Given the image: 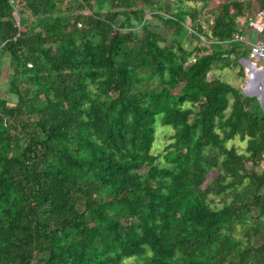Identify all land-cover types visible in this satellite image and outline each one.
Returning a JSON list of instances; mask_svg holds the SVG:
<instances>
[{
  "label": "trees",
  "instance_id": "trees-1",
  "mask_svg": "<svg viewBox=\"0 0 264 264\" xmlns=\"http://www.w3.org/2000/svg\"><path fill=\"white\" fill-rule=\"evenodd\" d=\"M262 12L0 0V264H264V100L208 80L244 76L234 36ZM157 126L171 133L153 154Z\"/></svg>",
  "mask_w": 264,
  "mask_h": 264
},
{
  "label": "rangeland",
  "instance_id": "rangeland-1",
  "mask_svg": "<svg viewBox=\"0 0 264 264\" xmlns=\"http://www.w3.org/2000/svg\"><path fill=\"white\" fill-rule=\"evenodd\" d=\"M173 1V0H170ZM243 23V29L244 30V36L247 39V42H243V45L247 46V43H251V42H256V41H261L264 42V27H262L264 25V17L261 19L260 22H258V24L261 27H258L256 25H250L249 22H246L245 19H240L239 22ZM240 22V23H241ZM149 23L151 25V28L158 32V33H162V35L165 37V39H167L170 36V31L165 29L162 24L157 21V20H149ZM184 45L187 49H192L193 47H195L196 45H199L195 40H191V39H185L184 41ZM243 61L245 62H250L248 54H244L243 58L241 60L238 61V63L241 65V69L243 71L244 76L242 78L238 77V69L237 68H225L222 70H217L214 71L212 73L208 74V80H212V79H219L223 82H226L228 84H230L231 86L238 88L239 90L242 91V93L245 94L246 92V87L248 86L249 83V72H248V68L244 66ZM11 65L9 64V60L5 59V57H0V99H8V95L6 93V86H7V79L9 77V74L11 72ZM256 68H263L264 69V62L262 61H258L256 64ZM246 95V94H245ZM250 97H254L258 103L261 106V101L259 99V93L252 95ZM11 101V98L9 99ZM264 100V97H263ZM11 105V103H9ZM157 131L155 134V141L152 147V153L153 154H157L160 153L164 147L169 143L168 141V137L170 135V131L168 130L169 128L167 127H159L157 126ZM168 130V131H167ZM234 147L237 149L238 152H242L244 150V143L239 142L238 140L229 142L227 144V147ZM129 264H138V262H136L135 260H130Z\"/></svg>",
  "mask_w": 264,
  "mask_h": 264
},
{
  "label": "built area",
  "instance_id": "built-area-1",
  "mask_svg": "<svg viewBox=\"0 0 264 264\" xmlns=\"http://www.w3.org/2000/svg\"><path fill=\"white\" fill-rule=\"evenodd\" d=\"M9 2L12 4L14 3V0H9ZM263 17H264V13L262 12L259 15H257L255 18L250 19L248 22L250 23V25L258 24V22H260ZM234 39L241 41L240 36L238 34L234 36ZM248 48H249L248 57L250 60L249 63L256 68L257 67L256 64L258 61L264 62V42H256L253 44H249Z\"/></svg>",
  "mask_w": 264,
  "mask_h": 264
},
{
  "label": "water",
  "instance_id": "water-1",
  "mask_svg": "<svg viewBox=\"0 0 264 264\" xmlns=\"http://www.w3.org/2000/svg\"><path fill=\"white\" fill-rule=\"evenodd\" d=\"M243 64L245 67L248 68L249 70V75L255 82V86L252 91L249 90V85L246 87V92L245 94L247 96H252L255 94L259 93V99L261 101V105L263 102V97H264V69L259 70L256 69L253 65H251L249 62L243 61Z\"/></svg>",
  "mask_w": 264,
  "mask_h": 264
},
{
  "label": "crops",
  "instance_id": "crops-1",
  "mask_svg": "<svg viewBox=\"0 0 264 264\" xmlns=\"http://www.w3.org/2000/svg\"><path fill=\"white\" fill-rule=\"evenodd\" d=\"M241 22V21H240ZM241 24V27H242V29H243V23L241 22L240 23ZM256 26H258V27H261L259 24H255ZM262 27H264V25L262 26ZM244 30L245 29H243L242 30V32H241V35H240V39H241V41L242 42H247V39H246V37L244 36ZM256 42H261V41H256ZM256 42H251V43H247V46L249 45V44H253V43H256ZM259 70H263V68H261V67H259ZM248 72H249V70H248ZM249 83H248V85H249V90L250 91H252L253 90V88H254V84H255V82L253 81V79L250 77V75H249Z\"/></svg>",
  "mask_w": 264,
  "mask_h": 264
}]
</instances>
